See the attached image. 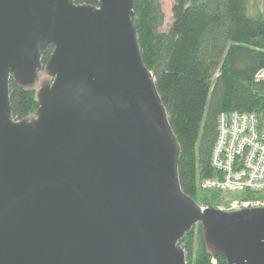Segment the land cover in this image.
<instances>
[{
    "label": "water",
    "instance_id": "obj_1",
    "mask_svg": "<svg viewBox=\"0 0 264 264\" xmlns=\"http://www.w3.org/2000/svg\"><path fill=\"white\" fill-rule=\"evenodd\" d=\"M133 0H0V264H187L196 225L227 264H264V207L203 208L141 58ZM50 85L31 120L8 81Z\"/></svg>",
    "mask_w": 264,
    "mask_h": 264
},
{
    "label": "trees",
    "instance_id": "obj_2",
    "mask_svg": "<svg viewBox=\"0 0 264 264\" xmlns=\"http://www.w3.org/2000/svg\"><path fill=\"white\" fill-rule=\"evenodd\" d=\"M252 0H173L164 28L161 0H133L132 19L144 65L152 72L169 125L180 144L177 171L182 191L204 201L199 182L214 175L211 153L221 113H264V88L254 79L264 67V12L250 11ZM264 7V0H260ZM98 6V0H74ZM52 47L43 50L45 67ZM14 120L33 117L39 108L33 87L8 81ZM215 192V193H213ZM209 193V194H208ZM187 264H227L209 245L200 225L179 242Z\"/></svg>",
    "mask_w": 264,
    "mask_h": 264
},
{
    "label": "built area",
    "instance_id": "obj_3",
    "mask_svg": "<svg viewBox=\"0 0 264 264\" xmlns=\"http://www.w3.org/2000/svg\"><path fill=\"white\" fill-rule=\"evenodd\" d=\"M254 79L264 88V67L257 70ZM210 164L214 175L202 178L200 189L243 194L219 210L264 207V113H221Z\"/></svg>",
    "mask_w": 264,
    "mask_h": 264
},
{
    "label": "rangeland",
    "instance_id": "obj_4",
    "mask_svg": "<svg viewBox=\"0 0 264 264\" xmlns=\"http://www.w3.org/2000/svg\"><path fill=\"white\" fill-rule=\"evenodd\" d=\"M162 2V7L165 13V22H164V28H167L169 24L171 23V7L173 0H161ZM250 11L255 12V11H263L264 12V7L261 4L260 0H252L250 2ZM52 82L51 75L48 73L45 67H41L40 70H38L36 80L35 82L31 85L35 92L37 93L38 90H40L43 86L50 85ZM33 117H29L27 120H31ZM202 192H212L214 190H206V189H200ZM215 193V192H213ZM209 194V193H208ZM246 195V194H245ZM243 194H237V193H225V192H220L217 191L215 193V196L209 197L211 199H207L208 201H204L203 198H197L199 203L203 208H215L218 209L220 206H224L227 202L234 198H240L242 197ZM248 196V195H247Z\"/></svg>",
    "mask_w": 264,
    "mask_h": 264
}]
</instances>
